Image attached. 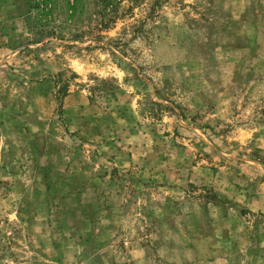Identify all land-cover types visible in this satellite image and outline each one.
Instances as JSON below:
<instances>
[{
  "label": "rangeland",
  "instance_id": "374dc122",
  "mask_svg": "<svg viewBox=\"0 0 264 264\" xmlns=\"http://www.w3.org/2000/svg\"><path fill=\"white\" fill-rule=\"evenodd\" d=\"M0 264H264V0H0Z\"/></svg>",
  "mask_w": 264,
  "mask_h": 264
},
{
  "label": "trees",
  "instance_id": "16d2710c",
  "mask_svg": "<svg viewBox=\"0 0 264 264\" xmlns=\"http://www.w3.org/2000/svg\"><path fill=\"white\" fill-rule=\"evenodd\" d=\"M110 19H112V18H110ZM67 94H64V96H66Z\"/></svg>",
  "mask_w": 264,
  "mask_h": 264
}]
</instances>
